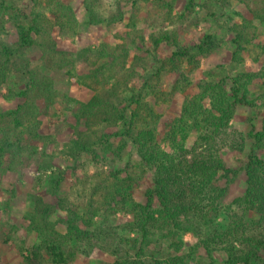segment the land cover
<instances>
[{
	"label": "trees",
	"instance_id": "obj_1",
	"mask_svg": "<svg viewBox=\"0 0 264 264\" xmlns=\"http://www.w3.org/2000/svg\"><path fill=\"white\" fill-rule=\"evenodd\" d=\"M233 2L244 4L253 19L234 13L242 18L234 22ZM84 5L89 28L123 25L122 0ZM197 8L226 17V38L231 37L229 68L221 65L220 72L200 80L193 75L202 60L223 45L214 34L189 36L207 17ZM174 10L175 0H132L123 43L67 52L58 48L57 36L78 35L70 0H0V89L7 87L6 100L21 99L13 110L0 109V188L10 194L0 205V231L10 226L4 242L17 246L18 264H75L95 251L111 254L114 264H196L201 251L221 258L209 264H264V65L246 67L248 60L256 67L264 56L257 25H264V0H188L183 10ZM139 25L151 29L148 38ZM167 51L169 56L158 57ZM34 55L39 59L32 60ZM82 64L87 73H80ZM56 70L66 73L67 83L51 76ZM168 74L178 76L166 91L162 81ZM73 78L94 93L90 100L70 95ZM178 94L184 98L179 116L157 110ZM59 105L76 121L75 138L60 152L74 180L69 196L61 192L65 171L48 154L58 142L42 133L41 117L55 116ZM239 108L253 114L248 134L233 126ZM262 114L257 127L254 118ZM225 151L245 157L244 163L229 167ZM36 162L49 179L51 201L31 196L26 238L36 240L29 244L18 236L20 224L9 222L16 190L6 188L4 176L22 178ZM147 175L152 185L140 202L135 194ZM240 176L244 193L225 204ZM119 213L131 219L115 225ZM188 234L193 244L186 242ZM161 244L166 248L158 249Z\"/></svg>",
	"mask_w": 264,
	"mask_h": 264
},
{
	"label": "rangeland",
	"instance_id": "obj_2",
	"mask_svg": "<svg viewBox=\"0 0 264 264\" xmlns=\"http://www.w3.org/2000/svg\"><path fill=\"white\" fill-rule=\"evenodd\" d=\"M71 6L74 9V12L76 14V18L79 22L78 27V35L75 36L74 40H68L67 38H63L62 36H57V45L58 48L62 51L67 52H77L81 51L86 48L91 49H97L102 44L109 45L110 49L116 47V45L123 43L122 38L126 37L127 33L130 32V29L126 27L129 23V16L132 8V0H122V8L123 12L125 13V19L123 22V25L118 26H107L105 25H98L93 28H89L87 25V12L84 5V0H70ZM188 0H175V13L180 12L183 10L185 3ZM198 3L204 2V0H196ZM142 10H148V5L145 2H140L138 5ZM199 12H201V9L197 8ZM207 11L203 10L201 14L206 17L205 15ZM234 13H240L244 18H247L249 20L253 19L252 14L247 9V7L244 4H240L237 2H233L232 9L229 11V14L233 15V20L236 23H240L242 18L240 16L235 15ZM219 18H213V17H206V20L204 19L203 25H201L197 29H193L190 33V37L193 39H200L204 34H214L217 37V41H222V47L220 48L219 52L216 54H213L209 59L202 60V66L201 69L196 71L193 75L195 79L200 80L204 78H208L214 73L217 74L220 72V69H218L219 66H225L226 68H229L230 60H231V50L227 45V41L231 39L230 35H228V38H226L227 26L226 21L227 18L223 17L222 14L218 16ZM259 27V39L264 43V25L257 23ZM139 28L141 29L142 33L148 38V36L151 33V29L148 28L147 25H139ZM57 34V32L55 33ZM12 41H17V35L13 33ZM170 51H167V53H163L161 55H158L159 58H163L164 56H169ZM135 54L132 52V58L130 61H132ZM40 55H34L31 57L32 60L39 59ZM150 66H154V61L149 60L148 61ZM264 65V56L261 59V63L257 65L256 67L253 66L252 62L250 60L247 61L246 67L250 69H260L261 66ZM89 68L86 66V64H82L80 66V73L84 74L87 73ZM51 76L54 77L56 80H59L61 82L67 83L68 77L65 72L63 71H53L51 73ZM177 74H168L163 78L162 81V87L164 90L169 91L173 84L176 81ZM9 86H12L11 82L8 83ZM70 95L75 98L78 101H88L92 98L94 93L80 85H78L73 78L70 81ZM14 87V86H12ZM18 87V86H17ZM257 91V89H256ZM7 92V87H2L0 89V109L3 111L7 110H13L15 109L20 103L21 99H12V100H6L3 98L2 95H4ZM184 98L181 94H178L172 103L170 104H163L159 107H157V110L159 112H164L167 114H170L172 116H179L181 114L182 104H183ZM57 108V116H42L41 120L43 122L42 126V133L46 135H50L55 138L57 145L50 146L48 149L49 155H55V158L53 160V165L57 169L60 167L62 170L65 171L63 177L64 182L62 184V194L69 196L71 193V190L74 185V180L72 179L70 165L68 160L60 155V152L63 151L64 144L68 142L69 139L72 137L75 138L74 134V126L76 125L75 118L69 114L65 113L63 111V108L59 105ZM259 118H254L253 121L256 126H260L262 115ZM253 117V114L251 111H249L246 108H239L238 113L236 115V118L233 121V126L240 130L241 132L248 134L251 125L249 122H247V119ZM111 129L108 130L110 132ZM118 141V140H117ZM117 143V142H115ZM130 148L127 149L123 155L125 161L128 160L129 157H131ZM226 162L228 163L229 167L231 168H239L243 163L245 157H241L236 153H230L229 151L224 152ZM134 160L137 161V157L133 156ZM87 157L82 158L81 161H85ZM38 162V161H37ZM34 163V165L31 168L25 169L24 176L21 178L16 173H8V175L4 176V181L6 183V188H14L16 190V196L11 202L12 206V217L9 219V222L14 225L15 223L17 225L20 224L21 229L18 232V236L20 239H26L29 244H32L36 239V237L33 235L32 237L29 236L27 239V231L26 227L28 226L29 222L25 221V215H27L30 211L33 210V202L31 201V196L38 195L42 196L46 201H51V197L47 192V188L49 184H47V181L49 183L48 178H44L45 176L41 175V171L38 170V163ZM51 174H49L50 177ZM54 177L55 175H51ZM42 178V179H41ZM51 178V177H50ZM41 179V180H40ZM152 185V181L148 175L144 179L143 187L141 190L136 191L135 197L137 201H143V193L144 189L150 187ZM220 186H224L225 182L220 181ZM245 188V178L243 176H240L237 181L230 187V190L228 192V195L226 199L224 200V203L227 204L230 201H232L235 197L240 196L244 193ZM10 198V194H8L5 191V187L3 186L0 188V205L3 204L7 199ZM5 218L4 213L2 210H0V222L3 221ZM128 219H131L130 216H125L122 213L117 214V223L115 225H120L127 221ZM5 221V220H4ZM113 223V224H114ZM61 232L64 233L65 229L63 227L60 228ZM10 232V226L8 224L4 225L1 228L0 231V260H2L3 264H18L19 257L17 254V246L14 242H8V244H5L4 240L6 238V235ZM186 242L189 244H193V237L188 234L185 236ZM160 248H166L165 244H161L158 249ZM201 257L197 261L196 264H209L213 257L217 259L219 256L213 255V257L206 256L204 251H201L200 253ZM115 263V257H113L111 254L102 253L99 251H95L92 253L91 256H80L75 264H114Z\"/></svg>",
	"mask_w": 264,
	"mask_h": 264
}]
</instances>
